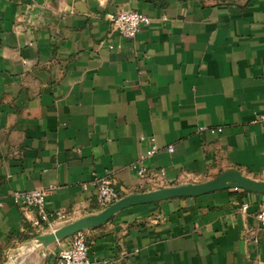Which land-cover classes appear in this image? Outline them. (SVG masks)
Segmentation results:
<instances>
[{"label": "crops", "instance_id": "crops-1", "mask_svg": "<svg viewBox=\"0 0 264 264\" xmlns=\"http://www.w3.org/2000/svg\"><path fill=\"white\" fill-rule=\"evenodd\" d=\"M130 10L150 22L125 39L105 14ZM263 105L264 0H0V264H53L64 240L30 241L101 211L98 179L122 197L227 170L264 181ZM34 190L47 222L10 197ZM263 205L226 189L130 206L84 231L88 257L264 264Z\"/></svg>", "mask_w": 264, "mask_h": 264}, {"label": "built area", "instance_id": "built-area-1", "mask_svg": "<svg viewBox=\"0 0 264 264\" xmlns=\"http://www.w3.org/2000/svg\"><path fill=\"white\" fill-rule=\"evenodd\" d=\"M105 20L110 26V30L122 38L133 39L135 34L141 27L147 26L150 22V18L146 15L138 13L136 11H119L114 13L105 14ZM260 121H264V105L263 112L259 116ZM149 149L140 157L138 162L133 165V168L137 169V174L140 177H145L148 174L147 168L141 164L143 160H146L158 152V148L153 138L149 139ZM96 191V202L101 208H105L122 196L113 189L109 180L98 179L93 183ZM46 192L42 190H34L28 192H12L10 197L14 205L20 209H35L39 214V219L42 222H47L48 217L44 213V200ZM3 203L0 201V208ZM246 206H242V210ZM55 218L58 220H65L66 215L62 212H56ZM254 219L257 225V231L264 228V205L255 213ZM34 226H40L37 220L33 221ZM53 264H105V262H94L88 257V247L86 244L85 232H78L71 237L65 239L61 248L56 253Z\"/></svg>", "mask_w": 264, "mask_h": 264}, {"label": "water", "instance_id": "water-1", "mask_svg": "<svg viewBox=\"0 0 264 264\" xmlns=\"http://www.w3.org/2000/svg\"><path fill=\"white\" fill-rule=\"evenodd\" d=\"M226 189H240L255 194H264V181L247 177L237 170H227L215 178L201 183H183L172 187L130 194L121 197L97 213L83 215L67 221L51 231L36 234L30 241L29 248L34 250L40 247L45 253L50 245L63 241L75 233L99 227L108 222L119 211L130 206L156 203L172 198L197 197Z\"/></svg>", "mask_w": 264, "mask_h": 264}]
</instances>
